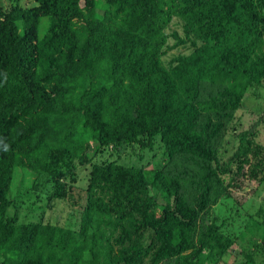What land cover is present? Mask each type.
I'll return each instance as SVG.
<instances>
[{"label": "trees", "instance_id": "1", "mask_svg": "<svg viewBox=\"0 0 264 264\" xmlns=\"http://www.w3.org/2000/svg\"><path fill=\"white\" fill-rule=\"evenodd\" d=\"M32 2H0V264L224 263L236 241L212 207L244 181L264 184L248 134L220 155L226 125L264 85V0ZM175 19L183 35L167 32ZM179 47L191 51L166 62ZM127 148L152 158L101 161ZM77 163L91 165L79 226L45 223L76 194ZM19 170L36 180L12 199ZM32 197L43 213L20 222Z\"/></svg>", "mask_w": 264, "mask_h": 264}, {"label": "rangeland", "instance_id": "2", "mask_svg": "<svg viewBox=\"0 0 264 264\" xmlns=\"http://www.w3.org/2000/svg\"><path fill=\"white\" fill-rule=\"evenodd\" d=\"M0 2L7 4L9 0H0ZM22 4L30 6L33 2L32 0H22ZM173 31L183 35L182 24L177 19L173 21L167 30L168 33ZM169 43L173 44L174 39H170ZM190 51V49L179 47L169 52L164 59L169 62L180 53L188 54ZM245 97L242 108L236 112L234 119L226 125L222 135L220 155L223 156L225 161L231 160L240 144V138L244 134H248L256 145L264 149V85L263 87L251 89ZM163 151L161 149L157 156L151 159L152 165L149 169L162 166L164 161ZM139 153L138 149L127 148L113 158L110 157L109 153H106L101 161L103 159H117V155H119V163L141 166L152 158V153H145V161L140 163ZM90 170L91 165L81 166L77 163L78 184L74 188L76 194L69 199V202L60 201L53 210L47 211L44 217L45 223L48 221L58 222L60 225L65 224L67 227L74 229L79 226L81 209L86 199V185ZM35 180V176L25 170L16 172L11 198L15 199L19 193L31 189ZM243 185L245 191L234 189L233 197H222L219 203L212 207L211 220L216 218L219 224L226 222L224 231L236 241L232 248L233 251L226 256L224 263L221 264L246 263L247 256L242 252L249 253L254 250L256 254L254 255L253 264H264V249L258 247V244H264V239H262L264 237V184L258 186L256 181H244ZM34 199L35 197H32L30 201H34ZM42 205L36 201L24 204L20 210V222H35L40 219L43 213L40 209ZM261 209H263V213L259 220L257 213ZM11 213L13 214L14 210H11ZM257 221L263 223L259 224Z\"/></svg>", "mask_w": 264, "mask_h": 264}]
</instances>
